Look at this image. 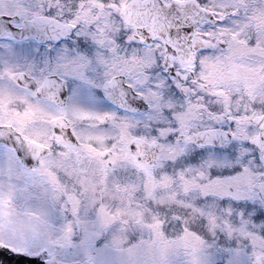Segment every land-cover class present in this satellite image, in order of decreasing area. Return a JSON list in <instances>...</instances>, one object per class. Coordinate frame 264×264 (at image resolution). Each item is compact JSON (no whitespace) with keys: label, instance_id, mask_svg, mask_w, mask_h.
Segmentation results:
<instances>
[{"label":"snow or ice","instance_id":"snow-or-ice-1","mask_svg":"<svg viewBox=\"0 0 264 264\" xmlns=\"http://www.w3.org/2000/svg\"><path fill=\"white\" fill-rule=\"evenodd\" d=\"M97 2L99 7L89 0H0L5 41L14 40L17 30L34 26L58 36L45 40L50 47L43 62L20 64L14 48H8L7 59L0 62V84L61 117L50 125L51 134L70 145L81 143V132L99 130L111 134L105 143L112 144L124 130L151 142L154 155L163 150L162 172L173 178L183 174L193 186L183 197L188 207L160 208L161 231L172 239L187 230L198 244L161 251L148 249L133 234L118 250L98 217L85 222L81 231L67 206L61 212L52 205L50 223L71 227L66 243L43 239L39 221L21 213L0 219V231L30 230L31 237L24 245L0 242V249L39 264H264V104L254 98L264 90V78L243 109L232 107L237 94L231 91V81L214 85L228 93L226 108L211 91L199 87L200 74L210 62L225 67L230 62L252 63L264 77V27L246 30V37L239 32L242 24H251L258 11H264V0ZM230 34L244 39L240 55L230 56V45L235 46ZM89 84L102 87L113 102L107 103L112 111L80 106L82 86ZM193 104L198 107L193 109ZM82 113L91 119L77 120ZM0 144V188L18 193L24 202L45 197L34 182L42 174L45 155L62 152L63 145L53 138L38 150L14 124L2 123ZM128 150L135 152L137 144L130 143ZM100 230L103 240L95 239ZM85 238L87 260L81 249ZM0 264L15 261L0 259Z\"/></svg>","mask_w":264,"mask_h":264},{"label":"rangeland","instance_id":"rangeland-1","mask_svg":"<svg viewBox=\"0 0 264 264\" xmlns=\"http://www.w3.org/2000/svg\"><path fill=\"white\" fill-rule=\"evenodd\" d=\"M84 13H87V9ZM232 77L225 76L226 79ZM24 102L26 101L16 97L15 110L24 108L27 113L34 115L32 110L25 108ZM4 107L0 100V109L5 111ZM126 152L129 155L128 147ZM165 158L166 153L161 150L155 168H149L137 162L135 158L128 159L123 164L124 173L121 175L116 171V165L109 169L107 167L101 169V166L96 165L91 172L93 174L72 180L76 188L75 194L67 196L55 193L53 187L56 182L60 184L58 181H52L49 185L48 181L40 178L34 182L35 190L45 192L46 196L31 202L22 201L17 198L18 193H13L6 187L0 188V219L18 218L23 213L26 219L39 221L41 225L39 232L43 239L54 237V243L63 244L67 242L71 227L67 223L59 228L54 227L49 221L48 213L52 205L58 206L61 212L67 206L74 217V223L81 231L85 230L83 227L85 222L94 219V216L98 217L99 226L110 230L111 245L118 250L133 234L148 249L155 247L163 251L165 248L198 244V238L187 230L183 235L172 239L161 231L164 215L160 208L167 210L181 205L188 207L183 197L193 186V182L185 179L183 174H177L176 178L164 174L161 163ZM198 163L199 161L195 164ZM58 185L54 188H58ZM57 232L59 234L55 235ZM31 235L30 230L17 229L11 234L0 231V242L24 245ZM95 239H104L103 230L96 233ZM81 249L87 260L86 238L81 241Z\"/></svg>","mask_w":264,"mask_h":264},{"label":"flooded vegetation","instance_id":"flooded-vegetation-1","mask_svg":"<svg viewBox=\"0 0 264 264\" xmlns=\"http://www.w3.org/2000/svg\"><path fill=\"white\" fill-rule=\"evenodd\" d=\"M36 3L42 2V0H35ZM90 3L98 4L97 0H89ZM124 5H121L123 9ZM85 15L87 13H84ZM264 27V11H258L257 15L252 19L251 24H242L239 28V32L243 33L246 37L247 31H255L257 28ZM30 31L37 32L40 37L35 36H15L14 40L5 41L4 37L8 32H0V62L7 59V49L12 47L17 53L18 62L20 64H32L36 61H46L44 52L50 45L45 43L46 39H52L53 41L58 38L57 35H46L43 28H32ZM16 32H22L17 30ZM25 33V32H23ZM66 33H59V35H65ZM230 39L234 42L235 46H231L230 56L240 55L244 51V39L237 40L236 34H230ZM264 39V36L261 37ZM63 47V46H62ZM248 52L254 51L248 49ZM206 72L200 74L202 83L199 85L201 89L211 91L219 100L223 103L225 108L229 103L228 93L223 88L214 87L218 82L231 81L233 87L232 92L236 93V98L231 101L232 107L247 108L250 100L253 98L252 89L255 87L257 81L261 78L258 75L259 69L252 63H229L225 67L222 63H208L205 65ZM230 69V70H228ZM233 76L231 79H226L225 76ZM208 85L213 87L206 88ZM84 91L80 98V106L95 110L99 112L112 111V108L107 107V103H113L103 92L102 87L95 84L83 85ZM16 97L23 99L26 107L34 112V115L27 113L24 108L15 110L14 100ZM247 97V98H246ZM259 103L264 104V90L258 91L254 97ZM0 100L2 106H5L4 110L0 109V123L2 124H14L16 130L20 131L25 139L31 140L42 148H46L50 139H55L58 144L63 145V151L51 154L48 153L42 159V174L40 179L48 181L49 185L52 181H58L54 183L58 185V188L53 189L58 195H70L75 194V186L72 180L83 175L93 174L95 166H101V169L107 167H115L116 171L121 175L123 174L124 166L128 159L135 158L136 156L126 152V147L135 138L129 136L124 130H121L118 137L115 138L112 144H106L105 142L110 138V133L104 130L99 131H84L80 133L82 136L81 143L77 145H70L64 141L61 137H52L51 124L56 123L61 117H53L47 111L43 110L39 105L30 103L27 97L23 93H17L9 89L5 84H0ZM23 103V104H24ZM22 104V105H23ZM121 107H127L125 104H121ZM134 107V106H133ZM193 109L198 107L197 104H193ZM253 114V118H256ZM77 120H90L91 117L87 113H82L76 117ZM242 120L247 117H241ZM3 148L4 145L0 144ZM108 152L105 157H101V153ZM189 151H195L190 149ZM129 152V151H128ZM197 161H191L195 164ZM117 163H119L117 165ZM145 165L146 163H141ZM158 164V155L155 166ZM154 166V168H155ZM122 172V173H121ZM117 173V172H116ZM60 187V188H59ZM241 225L238 231H242Z\"/></svg>","mask_w":264,"mask_h":264},{"label":"water","instance_id":"water-1","mask_svg":"<svg viewBox=\"0 0 264 264\" xmlns=\"http://www.w3.org/2000/svg\"><path fill=\"white\" fill-rule=\"evenodd\" d=\"M4 19H0V29L4 28ZM131 143L137 144V150L135 153L140 161H147L150 165H154L155 163V155L153 154V146L151 143H146L141 139H134ZM30 145L35 146L33 143H29ZM37 148V146H35ZM102 156H105L104 154ZM0 259L7 260L9 262L15 261V264H39L37 260H26L24 257H11L6 254V252L0 249Z\"/></svg>","mask_w":264,"mask_h":264}]
</instances>
